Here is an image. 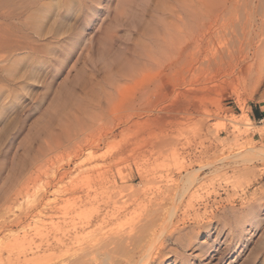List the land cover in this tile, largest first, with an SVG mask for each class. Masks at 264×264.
<instances>
[{
	"label": "rangeland",
	"instance_id": "obj_1",
	"mask_svg": "<svg viewBox=\"0 0 264 264\" xmlns=\"http://www.w3.org/2000/svg\"><path fill=\"white\" fill-rule=\"evenodd\" d=\"M57 1L40 24L28 18L40 0H0V240L93 232L77 228L95 212L75 211L88 172H111L120 187L101 207L117 201L137 218L144 192L182 185L178 171L236 139L264 149V119L253 118L256 108L264 115V0H205L202 10L199 0ZM198 139L215 140L214 150L189 153ZM232 167L200 172V193L227 177L238 194L245 166ZM249 167L258 180L248 196L264 199V161ZM240 198L227 219L187 229L186 248L171 244L155 264H264V209L251 224Z\"/></svg>",
	"mask_w": 264,
	"mask_h": 264
},
{
	"label": "bare ground",
	"instance_id": "obj_2",
	"mask_svg": "<svg viewBox=\"0 0 264 264\" xmlns=\"http://www.w3.org/2000/svg\"><path fill=\"white\" fill-rule=\"evenodd\" d=\"M196 4L202 10L205 0H199ZM36 7L35 12L39 13L37 17L34 13L35 15H30L28 18H34L38 23L41 24L42 22L44 24L47 10L52 7H60V5L57 0H40ZM57 30L56 33L53 32L56 36L60 33V29L57 28ZM0 34L1 39L4 40V31L1 25ZM212 39L210 38L211 41ZM261 41L263 43L264 39L262 38ZM262 43L261 45L264 44ZM245 120L249 121L248 118H245ZM198 140L197 145L200 150L194 146L195 149L189 151L192 155L198 152L200 155L209 154L210 151L214 150L215 140ZM223 143L230 145V140H225ZM252 146V143L240 144L239 140L236 139L235 146L223 150L221 154H215L203 166L187 172L184 170L185 175L181 170L178 171V179H182V185L178 184L177 180H172L167 182L165 187H157L154 193L144 192V199L141 202L142 213L137 218H134L135 216L126 218L127 214L126 211L124 212V207H118L117 201L114 207H101L100 200L104 197V193L118 191L120 187L117 186L116 182L108 181V179L114 178V174L111 172H88V177L82 181L80 180L81 182L77 184L78 198L75 211L81 215L89 211L95 212L93 215L86 217L81 227L77 228L82 232L94 228L93 232L65 233L64 231V233H36L35 237L28 235V233L8 238L6 236L0 240V257L4 255L3 253L10 254V259L6 261L8 262L6 264H155L162 259L171 244L177 243L184 247L183 241H187L185 236L188 234L183 232L187 229H190V233H197V231L206 230L213 224L214 220L218 217L220 219V216H222L223 221L227 219V212L236 209L235 204L239 197L242 198L240 199L243 201L244 206L239 210L244 211L246 216L251 215L248 222L257 224L259 221L258 216L261 210L264 209V199L263 197L256 198V192L248 196L249 188L258 180L255 175L253 176V169H250L249 164L256 159L264 161V149L259 150V148L257 150ZM200 161L202 160L200 159ZM239 163H242L245 169L243 174L239 172L242 176L239 173L237 174L240 175V178H246V183L240 187L239 195L235 189L236 187L234 188L235 185H233L232 191L227 186L230 181V178L227 177L224 179L226 183L223 188H220V185V187L212 185L208 190L206 189L208 192L200 193L197 185L200 183V172L204 169L219 172L220 169L223 170L226 167L239 166ZM139 175L143 179L148 176L156 179L154 173L147 174V172L141 171ZM118 176L123 179L122 172H119ZM164 176H172V173L160 175V178ZM221 191L228 194L227 198L219 200L222 198ZM149 194L153 197L148 199ZM115 221L116 223L119 221L117 226L109 227ZM64 238L69 239L68 242L63 240ZM21 242H27L28 246L15 252V246Z\"/></svg>",
	"mask_w": 264,
	"mask_h": 264
},
{
	"label": "crops",
	"instance_id": "obj_3",
	"mask_svg": "<svg viewBox=\"0 0 264 264\" xmlns=\"http://www.w3.org/2000/svg\"><path fill=\"white\" fill-rule=\"evenodd\" d=\"M253 118L255 120H259V121L262 120L263 119V113H262V111L256 108L253 111Z\"/></svg>",
	"mask_w": 264,
	"mask_h": 264
},
{
	"label": "trees",
	"instance_id": "obj_4",
	"mask_svg": "<svg viewBox=\"0 0 264 264\" xmlns=\"http://www.w3.org/2000/svg\"><path fill=\"white\" fill-rule=\"evenodd\" d=\"M263 119H264V115H263Z\"/></svg>",
	"mask_w": 264,
	"mask_h": 264
}]
</instances>
